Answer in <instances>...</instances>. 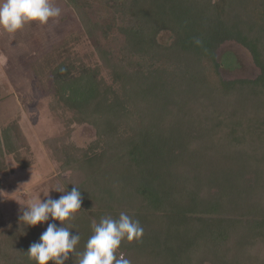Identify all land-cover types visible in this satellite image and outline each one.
<instances>
[{"label": "trees", "instance_id": "obj_1", "mask_svg": "<svg viewBox=\"0 0 264 264\" xmlns=\"http://www.w3.org/2000/svg\"><path fill=\"white\" fill-rule=\"evenodd\" d=\"M65 2L93 39L95 23ZM121 2L136 21L126 46L144 67L128 70L96 45L107 82L99 66L74 65L65 41L35 69L40 81L48 72L50 109L95 130L88 146L55 151L65 189L82 195L57 222L80 237L65 264H78L93 221L122 212L143 228L115 252L130 264H264V0ZM230 39L249 50L255 78L221 76L216 50ZM30 155L17 120L0 128V173L7 156L27 168ZM44 230L1 232L0 264H35L26 251Z\"/></svg>", "mask_w": 264, "mask_h": 264}, {"label": "rangeland", "instance_id": "obj_2", "mask_svg": "<svg viewBox=\"0 0 264 264\" xmlns=\"http://www.w3.org/2000/svg\"><path fill=\"white\" fill-rule=\"evenodd\" d=\"M77 1L95 23L93 39L85 34L76 12L65 0H51L52 6L61 11L59 17L50 18L46 24L33 21L14 33L0 28V128L17 120L31 154V165L27 168L19 167L11 156L6 157L8 172L0 173V233L23 225L19 216L27 205L67 194L56 148L66 144L84 148L95 139L92 126L75 122L68 125V114L64 117L50 109L48 72L43 73L42 81L35 72L44 57L58 58L62 44L68 41V55L73 64L99 66L100 76L107 82L109 69L103 65L96 45L107 51L115 64L128 70L149 62L126 46L123 30L136 21L120 5L121 0ZM169 38L167 32L159 35L166 43ZM216 54L225 80L255 78L260 73L249 50L233 39L223 41ZM251 179L253 183L254 178ZM49 222L58 224V221ZM47 223L36 226L46 229Z\"/></svg>", "mask_w": 264, "mask_h": 264}, {"label": "clouds", "instance_id": "obj_3", "mask_svg": "<svg viewBox=\"0 0 264 264\" xmlns=\"http://www.w3.org/2000/svg\"><path fill=\"white\" fill-rule=\"evenodd\" d=\"M60 11V8L52 6L51 0H0V28L14 33L33 21L43 25L50 18L59 17ZM50 189L64 191L60 188ZM78 189L74 186L71 191L57 199L50 196L43 202L38 199L27 205L19 216V220L28 227L48 222L39 240L30 244L26 251L35 264H48L49 261L53 264H65L69 253H73L80 240L79 235L70 232L62 223L58 226L49 221L62 222L80 210L82 195ZM91 229L92 235L86 242L84 251L78 253V264H130L123 254L118 258L115 252L122 240L131 242L134 238L141 237L143 228L138 220H133L122 212L118 219L104 217L99 223L93 221Z\"/></svg>", "mask_w": 264, "mask_h": 264}]
</instances>
